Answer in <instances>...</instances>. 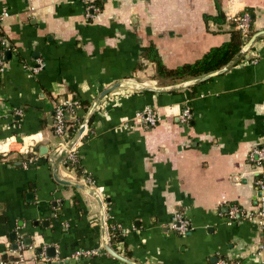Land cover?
<instances>
[{"label":"crops","instance_id":"obj_1","mask_svg":"<svg viewBox=\"0 0 264 264\" xmlns=\"http://www.w3.org/2000/svg\"><path fill=\"white\" fill-rule=\"evenodd\" d=\"M95 1L101 10L88 19L83 0H0L11 48L0 72V252L21 256L20 264H127L103 248L97 201L52 176L58 103L76 95L90 102L123 80L170 84L155 78L145 47L153 44L168 68L193 62L228 39L235 29L228 15L249 11L254 30L264 29V0ZM38 60L43 68L33 73ZM148 107L158 114L155 126L138 115ZM262 140L264 36L198 85L170 93L123 87L104 96L76 145L81 171L63 162L57 177L98 192L118 238L112 247L139 264H264V228L226 219L229 204L256 206L248 154ZM176 212L191 224L184 234L169 229Z\"/></svg>","mask_w":264,"mask_h":264},{"label":"built area","instance_id":"obj_2","mask_svg":"<svg viewBox=\"0 0 264 264\" xmlns=\"http://www.w3.org/2000/svg\"><path fill=\"white\" fill-rule=\"evenodd\" d=\"M85 16L88 19H93L99 12L100 6L95 0H83ZM9 14L7 10L0 9V72L4 70L5 63L7 61L6 54L10 51V44L6 37L1 33V23L5 17ZM234 22L235 29L239 30L243 35H246L250 31L251 27V15L249 12L244 11L236 16L228 15ZM44 63L42 60H38L36 65L29 68L33 73L38 72L43 68ZM78 103L75 100H65L62 103H58L54 107L53 112V133L57 138V150L58 152L63 149L69 140L74 135H70L67 123V117L73 112V108L77 107ZM140 119L148 126H155L159 117L156 110L152 108H145L139 114ZM191 116L190 110L184 108L180 114V119L182 122H188ZM75 133V132H74ZM76 146L73 147L67 154L64 162L70 161L74 162L76 160ZM248 158L252 161V164L256 168V178L254 179V187L257 195V203L254 210L246 211L242 209L238 204L232 203L227 206L226 219L229 223H234L238 220H254L259 229L264 228V140L256 146H254L248 154ZM36 160V157L29 156L24 162V166H28ZM191 227L189 220L181 213L176 212L173 216L172 222L169 225V229L173 230L179 234H184ZM264 250V245L259 246V251ZM95 250H83L79 252V255L89 256L94 254ZM22 262V257L17 256L16 258H6L0 252V264H20ZM213 264H229V262L220 258Z\"/></svg>","mask_w":264,"mask_h":264},{"label":"water","instance_id":"obj_3","mask_svg":"<svg viewBox=\"0 0 264 264\" xmlns=\"http://www.w3.org/2000/svg\"><path fill=\"white\" fill-rule=\"evenodd\" d=\"M261 36H264V29L256 30L249 37V39L241 46V48L238 50V52H236L226 64H224L222 67H220L217 70L210 71V72H207L205 74H202V75H199V76H196L193 78L183 79V80L173 82L170 84H166V85H150V84H146V83L140 82V81L135 82V81H131V80H123V81H119V82H115L113 84H110L106 88L102 89L90 101L89 106L87 107V109L83 115L82 121L80 122V124H79L77 130L75 131L74 135L69 140V142L66 144V146L58 152V155H57V157H56V159L52 165V176H53L54 180L56 182H58L59 184L66 185V186H72V187H75L77 189H80L97 201V203L99 205V211H100L101 241H102V245H103L104 250L110 256H112V257H114V258H116L122 262H125L127 264H139V263L119 254L112 247L111 242L109 240L108 231H107L106 206L104 204L103 198L98 194V192H96L94 189L90 188L86 184H80V183H76L73 181L61 180L57 177L58 167L64 162L69 151L73 147H75L80 142V140L82 139L84 133L86 132V129H87L90 117L92 115V112H93L94 108L96 107V105L98 104V102L104 96H106L107 94H109L110 92H112L113 90H115L117 88L126 87V88H131V89L136 90V91H141V92L170 93V92H175L178 90H182V89H186V88L198 85V84L208 80L209 78L216 76V75H219V74H222V73L228 71L230 68H232L235 64H237L243 58V56L245 55L247 50ZM257 195H258V193H257ZM9 236H10V238H14L15 233L12 232L9 234ZM27 241L28 240H26V238H25V244L28 245ZM0 250L4 251V244L3 243L0 244ZM38 251H40V249ZM47 256L52 257V258L55 256L54 247H49L47 249ZM59 263H60L59 261L53 262V264H59Z\"/></svg>","mask_w":264,"mask_h":264},{"label":"trees","instance_id":"obj_4","mask_svg":"<svg viewBox=\"0 0 264 264\" xmlns=\"http://www.w3.org/2000/svg\"><path fill=\"white\" fill-rule=\"evenodd\" d=\"M219 16L222 15L218 14L215 17L219 18ZM255 31L256 30H254V28L252 27L251 19V27L248 34L243 35L239 30L232 29L229 31L228 39L222 42L220 45L211 47L200 58L194 60L193 62L184 63L173 68H168L164 65L153 44L145 47V56L149 59L150 62L154 63L155 78L158 79L161 84L176 82L219 69L224 64H226L236 52H238L241 46ZM69 100H75L78 103V106L73 108V112H71L74 114V117L71 118L70 116H68L66 120L69 125L68 131L70 135H73L77 130L80 122L82 121L83 115L90 102L88 99H81L80 96L77 95L73 96ZM77 108H80L82 112L77 114ZM91 121L92 115L90 117L88 126L90 125ZM64 165L76 169L78 173L81 171L77 153L76 160L74 162L66 161L64 162ZM106 223L110 241L114 246V242L118 240V238L116 237V233H112V229L109 225L110 223L108 219Z\"/></svg>","mask_w":264,"mask_h":264},{"label":"rangeland","instance_id":"obj_5","mask_svg":"<svg viewBox=\"0 0 264 264\" xmlns=\"http://www.w3.org/2000/svg\"><path fill=\"white\" fill-rule=\"evenodd\" d=\"M246 38H247V37H246ZM248 39H249V38H248ZM248 39H247V40H248Z\"/></svg>","mask_w":264,"mask_h":264}]
</instances>
